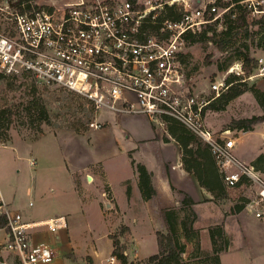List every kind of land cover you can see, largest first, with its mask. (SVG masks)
Returning <instances> with one entry per match:
<instances>
[{
    "label": "rangeland",
    "instance_id": "374dc122",
    "mask_svg": "<svg viewBox=\"0 0 264 264\" xmlns=\"http://www.w3.org/2000/svg\"><path fill=\"white\" fill-rule=\"evenodd\" d=\"M37 1L40 5L46 2ZM197 1L189 0L191 8L199 7ZM210 1L216 0H203L206 5ZM175 5L182 9L184 1L178 0ZM218 9L219 12L223 10ZM223 16L220 18L221 25ZM252 16L259 18L264 15ZM220 24L218 31L222 29ZM10 25L9 21L0 17L1 30L7 31ZM206 26L202 25L195 33L202 32ZM257 30L258 27H253L252 31ZM257 37L260 35L257 34ZM256 43L241 40L227 52L221 53L212 42L192 44L184 40L180 55L185 60L182 68L188 86L199 99L211 100L213 94L210 85L214 81L227 78L230 74L238 76L229 71L237 67L240 62L237 56L245 52L243 44H248V55L257 61V68L248 73L242 65L244 75L238 78L247 86L264 92V76L257 75L259 59H264V50L256 48ZM34 86L37 88L35 94L32 92ZM32 102L46 108L47 123L33 121V116L27 110ZM6 107L12 109L14 117L11 122L0 121V132L9 124L10 136L9 142L0 144V187L7 202L21 212L26 221L65 218L64 229L55 233L40 229L43 235L39 234L38 237L42 240L48 235L55 241L56 233H61L59 245L71 243L74 246L75 249L66 255L60 252L63 264H106L113 250L109 236L117 235L121 226L128 224L136 225L134 233L137 239L133 231L131 235L126 234L121 238L129 263L147 264L148 258L157 253L156 232L166 231L162 211L167 210L176 214L177 232L186 245L183 258L188 264H217L215 248L219 252L222 250L218 264H264V219L256 218L246 206L255 193L253 187L227 189L228 196L223 201L203 198L195 187L190 189L194 199H197L192 205L183 206L173 197L167 202L169 204L154 207L156 210L160 208L159 212L142 214L123 213L116 207H107L105 203L114 204L107 185L98 186L93 182L87 189L76 185L75 177L79 179L80 175L73 174V169L80 163L96 162L98 159L114 182L119 200L123 199L117 181L131 179L133 172H137L133 162L142 160V149H134H137V139L142 136V127L147 129L148 126L144 115H116L105 108L95 112L93 102L86 97L57 87H38L27 76L0 80V108ZM263 113L264 108L254 92L247 91L232 100L224 110H206V124L215 133L230 130L234 138H238L233 155L239 161L253 165L264 155V122L248 132L234 130L231 124L233 120L261 116ZM95 120L102 124L99 131L89 126ZM151 128L154 132L152 141H173L155 126ZM93 133L95 135L92 136ZM95 170L100 173L99 164L95 165ZM262 177L264 180V172ZM101 195L104 196V204H99ZM191 220L194 221L192 230L187 233L191 240H187L181 222L185 221L188 226ZM142 222L146 224L144 228ZM215 229H220V234H216ZM146 230L148 233L144 232ZM212 231L216 235L215 245L210 237ZM53 249L58 257L57 249Z\"/></svg>",
    "mask_w": 264,
    "mask_h": 264
},
{
    "label": "built area",
    "instance_id": "2783aa9c",
    "mask_svg": "<svg viewBox=\"0 0 264 264\" xmlns=\"http://www.w3.org/2000/svg\"><path fill=\"white\" fill-rule=\"evenodd\" d=\"M177 1L46 0L40 5L37 0H0V17L12 24L0 29V74L76 92L93 102L95 112L105 108L116 115H144L168 139V119L177 120L209 145L227 189L253 187L246 206L264 219L262 172L233 155L236 140L230 130L215 133L206 124L205 108L228 89L226 78L210 85L211 100L199 99L179 58L185 35L228 9L219 12L214 2L203 0L191 8L183 0L182 19L173 21L167 8L177 7ZM241 4L254 16L264 15V0ZM150 25L159 29L153 32ZM237 64L229 73L244 75L243 62ZM257 70L264 76L263 58ZM89 126L102 128L97 120ZM65 227L64 217L26 221L0 187V264H53L57 254L38 239L39 230L55 233ZM118 262L112 254L106 259V264Z\"/></svg>",
    "mask_w": 264,
    "mask_h": 264
},
{
    "label": "trees",
    "instance_id": "16d2710c",
    "mask_svg": "<svg viewBox=\"0 0 264 264\" xmlns=\"http://www.w3.org/2000/svg\"><path fill=\"white\" fill-rule=\"evenodd\" d=\"M243 0H216L214 4L217 8L228 9L223 16V23L220 24V19L207 24V28L202 32L188 33L185 35V43H202L212 42L215 48L221 52H227L229 48L234 47L237 42L250 40L252 43H256V48L264 50V16L255 18L251 13L241 4ZM212 5L209 6L211 8ZM182 10L178 7H168L167 17L173 21H180L182 19ZM210 19L214 18V14L208 16ZM218 24L222 27L221 31H218ZM253 27H258L257 31H252ZM151 31H156L159 26L150 25ZM262 31V32H260ZM260 37L256 38V35ZM256 41V42H255ZM245 52H240L237 59L243 62V68L248 73L257 68V61L249 57L250 46L243 44ZM182 63H184L183 57L179 56ZM11 79L13 77H6L0 74V80ZM14 80V79H13ZM228 89L222 93L219 97L210 101L205 111L208 109L218 111L224 110L225 107L234 99L241 96L247 91H253L259 104L264 108V92L249 87L245 82L240 81L238 76L230 74L226 79ZM37 88L32 87V92L35 94ZM28 112L33 116V121H40L47 123L48 113L44 106L37 102H32L27 106ZM13 112L10 107L4 109L0 108V121L11 122L13 118ZM168 132L174 139L181 150V162L185 171L193 175L199 185L206 189L213 197V200L223 201L227 199L228 192L223 178L218 170L216 161L211 153L208 144L203 142L201 138L190 132L185 126L174 119H168ZM264 122V113L261 116H253L251 118H244L233 120L231 128L238 131H253L254 127ZM9 124L6 126L3 132H0V144L5 145L10 141L8 135ZM136 170L139 176V188L144 199H152L156 195V190L153 186V174L141 163H135ZM259 164H263L260 166ZM256 169L264 172V155L258 158L254 164ZM194 202L185 195L181 204L183 206H190ZM242 206H239V208ZM162 216L166 224V231H157L156 240L158 251L156 254L151 255L148 258L147 264H188L183 255L186 252V245L182 242L179 233L177 232V217L173 211H162ZM193 220L190 221L188 226L185 221L181 222L182 231L186 234V239L191 240V236L187 233L192 229ZM216 234H220V229H215ZM131 235V230L128 226H121L120 231L115 236H109L113 242L112 255L116 256L120 264H131L127 258L126 246L121 243V238L125 235ZM212 243L216 244V235L212 231L210 234ZM215 257L218 264V256L222 252L218 248H215ZM133 264V263H132Z\"/></svg>",
    "mask_w": 264,
    "mask_h": 264
},
{
    "label": "crops",
    "instance_id": "0c3cea01",
    "mask_svg": "<svg viewBox=\"0 0 264 264\" xmlns=\"http://www.w3.org/2000/svg\"><path fill=\"white\" fill-rule=\"evenodd\" d=\"M144 117L146 118V121H148V126L147 129L142 127V136L137 139V149L134 150L139 151L142 149V160L136 161L137 163L143 164L148 169V171L153 174V186L156 190V195L152 199H144L139 188L138 173L134 171L133 177L131 179H120L119 181H117L118 189L120 191L121 196L123 197V199L120 201L117 195L114 182L104 170L102 166V161L98 159L96 160V162L94 160L91 162L80 163L75 167V169H73V174L80 175V177H78L79 179H77V176L75 177L76 185H80L82 189H87L88 185L92 184L93 182H95L98 186L107 185L109 189L108 192L111 193L114 204L112 205L111 203H105V205H107V207H116L123 213L142 212V214H151L153 213V211L159 212L160 208L156 210L154 207L161 204H169L167 202L171 201L173 197L174 199L179 200L181 202L185 194L190 196L193 201H197V199H194L193 193L190 190L195 189V187L203 198L212 199V195L206 189L202 188L199 185L197 179L184 170L181 162V150L178 143L174 139H171L173 141L169 143H162L159 140L152 141V139L154 138V132L151 127H153L154 125L150 122L148 117ZM257 126H255V128ZM93 135H95V133H93L92 136ZM237 139L235 138L236 141ZM168 146H171L172 148H169ZM171 149H174L175 151L173 152ZM131 150L134 151L133 148ZM96 164H99L101 167L100 173L95 170ZM88 176L91 177V181H88ZM99 204H104V196L102 195L101 202H99ZM177 205H180V203H178ZM144 224L145 223L142 222L143 228ZM128 226L131 228V231H133L134 238L137 241L136 234L134 233V231L136 232V225L131 226L130 224H128ZM144 232L148 233L147 230ZM61 237V233H56L55 241H53L54 238L50 239L48 235L42 237L43 239L40 240L45 241L47 243L52 240L50 244L53 245L55 249H57L58 257L53 264H63V260L61 258L62 256L60 254L61 251L62 254L66 255L73 251V249H75L71 243H67L60 246L58 241ZM57 244L59 246H57ZM136 255H139V253Z\"/></svg>",
    "mask_w": 264,
    "mask_h": 264
},
{
    "label": "water",
    "instance_id": "95a60500",
    "mask_svg": "<svg viewBox=\"0 0 264 264\" xmlns=\"http://www.w3.org/2000/svg\"><path fill=\"white\" fill-rule=\"evenodd\" d=\"M198 2V1H197ZM88 181H91V177L90 176H88Z\"/></svg>",
    "mask_w": 264,
    "mask_h": 264
}]
</instances>
